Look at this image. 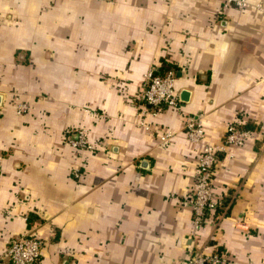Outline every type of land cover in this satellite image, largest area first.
I'll list each match as a JSON object with an SVG mask.
<instances>
[{
	"label": "crops",
	"instance_id": "0c3cea01",
	"mask_svg": "<svg viewBox=\"0 0 264 264\" xmlns=\"http://www.w3.org/2000/svg\"><path fill=\"white\" fill-rule=\"evenodd\" d=\"M246 1L0 0V258L27 235L37 264H264V0ZM151 71L176 73L180 108L141 101ZM230 125L255 134L218 154L196 230L199 160Z\"/></svg>",
	"mask_w": 264,
	"mask_h": 264
},
{
	"label": "built area",
	"instance_id": "2783aa9c",
	"mask_svg": "<svg viewBox=\"0 0 264 264\" xmlns=\"http://www.w3.org/2000/svg\"><path fill=\"white\" fill-rule=\"evenodd\" d=\"M226 5H236L246 7V0H224ZM176 73L168 72L160 75L156 71H151L145 80L141 101L152 106L156 112H160L164 107H181L179 93L176 89ZM28 111V106L20 107V112ZM186 131L193 142H201L204 137L201 116H189L186 123ZM255 134L230 125L222 146L205 145L199 160V170L196 176L195 189L190 207L194 212V226L200 230L206 223L207 215L217 208L212 189L214 168L218 162V154L228 146H241L247 138ZM74 134L70 132V144L75 148H90L86 133L82 131ZM170 134H166V139ZM2 177V160H0V181ZM43 248V241L34 236H21L12 240L5 255L0 258V264H37L40 261ZM224 254H204L193 252L189 264H224L226 263Z\"/></svg>",
	"mask_w": 264,
	"mask_h": 264
}]
</instances>
